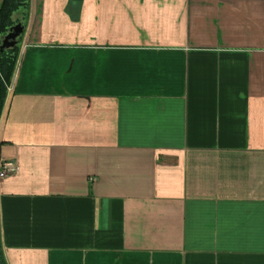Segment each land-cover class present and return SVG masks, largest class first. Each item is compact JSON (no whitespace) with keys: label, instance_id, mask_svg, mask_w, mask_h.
Returning a JSON list of instances; mask_svg holds the SVG:
<instances>
[{"label":"crops","instance_id":"obj_1","mask_svg":"<svg viewBox=\"0 0 264 264\" xmlns=\"http://www.w3.org/2000/svg\"><path fill=\"white\" fill-rule=\"evenodd\" d=\"M8 84L7 264H264V0H29Z\"/></svg>","mask_w":264,"mask_h":264},{"label":"trees","instance_id":"obj_2","mask_svg":"<svg viewBox=\"0 0 264 264\" xmlns=\"http://www.w3.org/2000/svg\"><path fill=\"white\" fill-rule=\"evenodd\" d=\"M29 0H1L0 1V42L7 29L16 22L27 19ZM18 45L0 50V113L6 96V86L14 72ZM0 264H7L0 242Z\"/></svg>","mask_w":264,"mask_h":264},{"label":"water","instance_id":"obj_3","mask_svg":"<svg viewBox=\"0 0 264 264\" xmlns=\"http://www.w3.org/2000/svg\"><path fill=\"white\" fill-rule=\"evenodd\" d=\"M25 24L21 21L10 26L3 34L0 42V50L4 48L19 46V41L24 32Z\"/></svg>","mask_w":264,"mask_h":264},{"label":"built area","instance_id":"obj_4","mask_svg":"<svg viewBox=\"0 0 264 264\" xmlns=\"http://www.w3.org/2000/svg\"><path fill=\"white\" fill-rule=\"evenodd\" d=\"M6 89H10V84H7ZM18 170V162L15 159L0 158V179L8 175L15 174Z\"/></svg>","mask_w":264,"mask_h":264}]
</instances>
